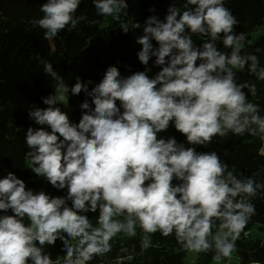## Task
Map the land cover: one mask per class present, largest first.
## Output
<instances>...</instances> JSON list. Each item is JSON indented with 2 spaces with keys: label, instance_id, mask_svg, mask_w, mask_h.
Here are the masks:
<instances>
[{
  "label": "clouds",
  "instance_id": "obj_1",
  "mask_svg": "<svg viewBox=\"0 0 264 264\" xmlns=\"http://www.w3.org/2000/svg\"><path fill=\"white\" fill-rule=\"evenodd\" d=\"M83 2L46 0L42 18L29 24L48 41L82 22L100 25V19L76 15ZM91 3L96 17H111L125 35L142 28L135 37L144 71L125 77L109 66L93 87L79 76L69 86L52 62L40 61L54 94L42 97L47 107L29 108L40 127L26 131L25 160L35 176L66 195L28 189L11 171L0 176V264H104L117 242L107 264H130L159 248L156 234L174 238L186 259L211 254L212 264H242L238 241L250 237L248 226L258 215L254 201L264 200V168L248 176L197 146L247 135L259 139L257 154L264 157V110L253 102L257 84L238 78L246 70L264 82L262 49L247 50L252 41L237 33L240 21L226 0H171L163 19L150 8L154 14L130 28L128 0ZM153 58L160 70L150 76ZM65 93L90 98L79 105L78 123L64 110L69 104L61 106ZM170 127L187 146L160 135ZM89 213L96 214L95 223ZM137 238L139 253L128 243ZM57 241L64 255L53 259L48 249ZM259 245L264 248V237ZM247 264L262 261L249 251Z\"/></svg>",
  "mask_w": 264,
  "mask_h": 264
},
{
  "label": "trees",
  "instance_id": "obj_2",
  "mask_svg": "<svg viewBox=\"0 0 264 264\" xmlns=\"http://www.w3.org/2000/svg\"><path fill=\"white\" fill-rule=\"evenodd\" d=\"M45 2L46 0H0V80L3 81L0 84V104L3 105V111L0 112V176L11 171L26 182L28 189L36 192L44 190L52 196L63 197L66 190L57 191L35 176L29 170L30 161L25 160V155L29 151L25 144L26 131L29 127H40L29 118V108L34 105L40 108L47 107L43 104L42 97L54 94V82L44 75L40 61L46 59L52 62L54 69L69 86L74 85L75 78L79 76L85 83L93 81V85L89 86L91 88L101 81L109 66L118 67L122 76L126 77L135 71H144V66L137 57L141 46L136 43L135 37L142 34V28L136 32L130 30L125 35L119 28L120 25L111 17H96L91 0H84L76 15H86L90 20L100 19L101 24L89 26L88 23L82 22L76 30L71 32L65 30L57 38L48 41L43 38V30L33 28L29 24L33 18H42L43 13L39 8ZM128 2L129 16L125 23L129 28L135 20L143 25L145 20L154 14L149 11L150 8H155V14L163 19L171 4V0ZM226 7L240 21L236 28L237 33H248L249 40L251 34L264 24V0H226ZM194 40L198 44L202 42L196 37ZM153 44L156 46L155 41ZM256 48L262 49L257 55L260 57L261 65H264V36L252 42L247 50L255 52ZM220 49L223 50L222 45ZM154 60L155 58L149 63V67H152L150 76H154L160 70L153 67ZM238 78L240 81L249 80L257 84L259 95L253 102L259 103L264 110V82L256 81L246 70L244 73H238ZM65 96L72 108L70 119L73 123H78L82 112L79 105L85 99L90 101V98L83 93L78 97L71 96L70 93H65ZM249 99L253 98L249 95ZM261 114L264 115V111ZM160 135L165 138L174 136L179 143L186 144V138L176 132L174 127ZM260 147L261 142L258 138L247 135L238 138L230 135L226 140L213 142L209 147L197 146V151H216L221 160L229 166L235 165L239 172L251 176L258 168H264V157L257 154ZM254 203L258 215L253 217V223L249 224L248 230L257 226L264 233V200L257 199ZM89 215L95 223L96 214ZM153 242H158L159 248L149 249L130 264H185L186 253L180 250L174 238L164 239L156 234ZM128 243H136V251L140 252L138 238ZM238 245L239 256L243 258L242 264H247L249 251L264 264V248L260 247L259 239L251 240L249 237L238 241ZM61 248L62 245L57 241L54 248L48 249L53 259L64 255ZM118 248L117 242L104 264L116 256ZM93 264H101V261L97 259ZM196 264H212L211 254H201Z\"/></svg>",
  "mask_w": 264,
  "mask_h": 264
},
{
  "label": "rangeland",
  "instance_id": "obj_3",
  "mask_svg": "<svg viewBox=\"0 0 264 264\" xmlns=\"http://www.w3.org/2000/svg\"><path fill=\"white\" fill-rule=\"evenodd\" d=\"M262 36H264V24L260 27H258L252 34H251V41L252 42H256L258 41ZM65 95V94H64ZM64 104H68L67 99L65 101L61 102V106L63 107ZM65 111L68 112L69 116L71 117L72 114V108L69 106L68 108L64 109ZM261 237H264V233L262 231L259 230V228L257 226H254L251 230V235H250V239L251 240H256L259 239ZM187 256V254L185 255V257ZM184 257V263L185 264H196L198 261L199 257L193 256L191 259H186Z\"/></svg>",
  "mask_w": 264,
  "mask_h": 264
}]
</instances>
